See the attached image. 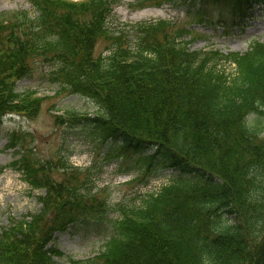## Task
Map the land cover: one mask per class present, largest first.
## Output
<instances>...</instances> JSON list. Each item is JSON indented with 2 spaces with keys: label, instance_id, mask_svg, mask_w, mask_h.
<instances>
[{
  "label": "trees",
  "instance_id": "obj_1",
  "mask_svg": "<svg viewBox=\"0 0 264 264\" xmlns=\"http://www.w3.org/2000/svg\"><path fill=\"white\" fill-rule=\"evenodd\" d=\"M28 1L31 13L0 12V124L7 114L39 112L44 97L16 83L41 58L55 67L50 78L61 91L96 106L93 116L53 115L56 125L87 129L92 141L117 147L113 156L171 168L181 179L110 215L85 192L88 167L37 159L23 145L28 133L13 132L7 146L23 151L9 166L41 191L40 208L0 229V264H264V41L242 54L190 50L185 29L172 33L168 20L110 32L121 0ZM101 38L108 53L96 56ZM82 170L74 181L53 175ZM78 223L102 225L107 236L85 260L48 245Z\"/></svg>",
  "mask_w": 264,
  "mask_h": 264
},
{
  "label": "rangeland",
  "instance_id": "obj_2",
  "mask_svg": "<svg viewBox=\"0 0 264 264\" xmlns=\"http://www.w3.org/2000/svg\"><path fill=\"white\" fill-rule=\"evenodd\" d=\"M19 10L31 13L30 2L0 0V12ZM158 20L171 21L172 33L185 29L184 38L190 41V50L244 53L253 41L264 40V4L259 0L251 3L229 0H121L107 19V27L110 32L117 33L125 25ZM109 44L108 40L101 38L94 54L108 53L106 47ZM30 64V75L17 81L16 89L33 90L37 96L44 97V101L34 117L8 114L0 124V228L6 227L10 218H20L26 213L36 212L40 207L37 200L40 191L31 189L21 174L9 166L23 151L19 143L7 146L13 132L28 133L23 145L30 148L37 159H53L55 162L58 158L68 157L74 166L81 169L88 167L93 181L86 186L85 192L103 201L108 210L111 208L110 215H115L119 206L138 204L143 195L181 179L180 174L169 168L152 165L145 169L140 167L141 163L136 162L135 157L124 159L121 155L113 156L118 152L117 147L108 142L92 141L87 129L71 130L56 125L53 115L73 109L93 116L96 106L87 98L61 91L59 84L50 78L54 66L41 58H34ZM224 68L227 73L234 71L233 64L224 65ZM53 175L57 180L74 181L83 179L85 172H69L62 176L56 171ZM106 239L102 225L84 228L78 223L74 228L68 226L56 232L50 244L66 256L85 260L98 254ZM55 260L66 264L63 259Z\"/></svg>",
  "mask_w": 264,
  "mask_h": 264
}]
</instances>
